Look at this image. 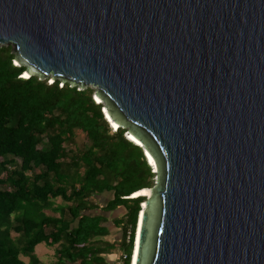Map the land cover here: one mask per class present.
<instances>
[{"label": "water", "instance_id": "1", "mask_svg": "<svg viewBox=\"0 0 264 264\" xmlns=\"http://www.w3.org/2000/svg\"><path fill=\"white\" fill-rule=\"evenodd\" d=\"M0 44L154 158L135 264H264V0H0Z\"/></svg>", "mask_w": 264, "mask_h": 264}, {"label": "trees", "instance_id": "2", "mask_svg": "<svg viewBox=\"0 0 264 264\" xmlns=\"http://www.w3.org/2000/svg\"><path fill=\"white\" fill-rule=\"evenodd\" d=\"M14 60L0 45V264H40L41 242L58 245L56 264H113L116 243L130 264L145 199L132 196L155 175L142 148L111 131L94 89L23 78ZM77 129L90 144L71 147ZM110 225L120 241L105 239Z\"/></svg>", "mask_w": 264, "mask_h": 264}, {"label": "bare ground", "instance_id": "3", "mask_svg": "<svg viewBox=\"0 0 264 264\" xmlns=\"http://www.w3.org/2000/svg\"><path fill=\"white\" fill-rule=\"evenodd\" d=\"M25 77L29 76L30 74L26 71L24 72ZM97 102H102L101 98L96 95ZM104 113L110 123V126L112 129H119L121 126L115 120L108 114L106 107L103 108ZM112 123V124H111ZM113 125V126H112ZM127 138L134 141L136 144H139L143 146V142H141L138 138H136L134 135H132L130 132H127ZM145 155L148 159V162L152 165L154 171L156 172V163L152 155L149 153L148 150L145 151ZM149 195V187L141 189L137 191L136 193L133 194V197H138V196H148ZM142 206H145V201H143ZM142 218H143V209L139 211L138 213V228H137V235L135 239V246H134V253H133V258L132 261H130V264H135L136 263V257H137V251H138V245H139V238H140V232H141V226H142Z\"/></svg>", "mask_w": 264, "mask_h": 264}, {"label": "rangeland", "instance_id": "4", "mask_svg": "<svg viewBox=\"0 0 264 264\" xmlns=\"http://www.w3.org/2000/svg\"><path fill=\"white\" fill-rule=\"evenodd\" d=\"M0 45H2V44H0ZM10 45H12V44H10ZM12 47H13V45H12ZM25 76V75H24ZM86 87H89V88H92V89H94V91H93V93H92V95H95V92H96V90H97V87H95V86H93V85H88V86H86ZM82 87H79V89H81ZM112 124V123H111ZM108 126H109V124H108ZM113 126V125H112ZM109 128H111V127H109ZM111 131L112 132H114V130H112V128H111ZM110 131V132H111ZM75 137H76V141H77V144H72L71 145V147L72 148H74V146L75 147H77V146H79V147H83L84 145H88V144H90V141L88 140V134L86 133V132H84V131H82V130H80V129H77L76 130V135H75ZM126 138H127V135H126ZM144 153V152H143ZM155 181H156V175H154L153 176V178H152V185L151 186H153L154 184H155ZM106 196V195H105ZM106 197H108V196H106ZM133 197V196H132ZM56 200H59V202H60V199H56ZM58 202V201H57ZM14 236L16 235L15 233L13 234ZM110 239H114V240H117V241H120L121 240V238H122V229L120 228V229H118V230H114V237L113 236H110L109 237ZM46 244L45 243H41V244H39L38 245V247H37V249H36V252L37 253H39V251L41 250V248H43L44 246H45ZM116 245V246H115ZM115 245H113V249H112V252H114V254H116L115 255V257H114V260H121V255L123 254V250H122V248H121V246L118 244V243H116ZM54 252H55V249H54V247L53 248H49V253L50 254H54ZM51 255V256H52ZM124 261V260H123ZM50 262V261H49ZM120 263H122V260L120 261Z\"/></svg>", "mask_w": 264, "mask_h": 264}, {"label": "crops", "instance_id": "5", "mask_svg": "<svg viewBox=\"0 0 264 264\" xmlns=\"http://www.w3.org/2000/svg\"><path fill=\"white\" fill-rule=\"evenodd\" d=\"M105 198H108V197H105ZM57 201L59 202V200H57ZM46 212H47V214H53V213H51L48 210ZM55 216H59V214L56 213ZM115 229L118 230L117 227H114V226L110 225V234L108 236H106L105 239H107L109 241H113L114 239H110L109 237L110 236L114 237V230ZM41 243H45L46 245L43 248H41L39 253H37L36 249H37L38 245L41 244ZM41 243H39V244H37L35 246V251H34L35 255H37V257L40 260V264H56L58 262V256H59L58 253H57L58 252V248H59L58 245L57 244L49 245L46 242H41ZM53 247L55 249V252L52 255V254L49 253V248H53ZM20 257L24 261L25 264H27L29 262V257L28 256L21 255Z\"/></svg>", "mask_w": 264, "mask_h": 264}, {"label": "clouds", "instance_id": "6", "mask_svg": "<svg viewBox=\"0 0 264 264\" xmlns=\"http://www.w3.org/2000/svg\"><path fill=\"white\" fill-rule=\"evenodd\" d=\"M14 64L15 65H18V63L17 62H15V60H14ZM23 78H25V76H24V72L22 73V75H21ZM29 77H30V75H29ZM28 77V78H29ZM49 79V78H48ZM50 81H52V82H50ZM49 83H53V80L52 79H49ZM63 85V83H61V86ZM96 87V86H95ZM93 99H94V101L97 103V104H101L102 105V112H103V115H104V118H105V120L107 121V123L109 124V126H110V123H109V121H108V119H107V117H106V115H105V113H104V107H105V105H104V102L102 101V102H97V99H96V94H95V97H94V95H93ZM111 127V126H110ZM125 132H128V131H125ZM124 135H125V137H126V135L127 134H125L124 133ZM128 139V138H127ZM128 140H130V139H128ZM131 142H133L134 144H136L134 141H132V140H130ZM136 145H138L139 147H141L142 148V151L144 152V155H145V150L143 149V146H141V145H139V144H136ZM145 158H146V160H147V163L149 164V166L151 167V169H152V171L155 173V171H154V169H153V167H152V165L148 162V159H147V157H146V155H145Z\"/></svg>", "mask_w": 264, "mask_h": 264}, {"label": "built area", "instance_id": "7", "mask_svg": "<svg viewBox=\"0 0 264 264\" xmlns=\"http://www.w3.org/2000/svg\"><path fill=\"white\" fill-rule=\"evenodd\" d=\"M94 97H95V95H94ZM112 130H114V129H112ZM114 131H117V129H115ZM125 134H127V132H125ZM132 256V255H131ZM123 258V257H122ZM121 258V260H122V263H120V261L121 260H114V263L113 264H124V262H123V259ZM124 258H125V256H124Z\"/></svg>", "mask_w": 264, "mask_h": 264}]
</instances>
